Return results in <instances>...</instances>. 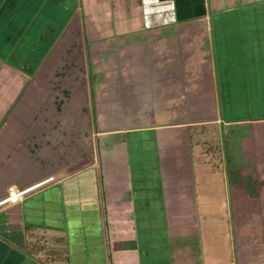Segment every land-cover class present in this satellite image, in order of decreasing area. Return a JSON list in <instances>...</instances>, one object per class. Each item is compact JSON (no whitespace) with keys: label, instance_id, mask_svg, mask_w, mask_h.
Listing matches in <instances>:
<instances>
[{"label":"crops","instance_id":"obj_1","mask_svg":"<svg viewBox=\"0 0 264 264\" xmlns=\"http://www.w3.org/2000/svg\"><path fill=\"white\" fill-rule=\"evenodd\" d=\"M21 33L0 204L46 183L0 205V264H264V0H0Z\"/></svg>","mask_w":264,"mask_h":264},{"label":"rangeland","instance_id":"obj_2","mask_svg":"<svg viewBox=\"0 0 264 264\" xmlns=\"http://www.w3.org/2000/svg\"><path fill=\"white\" fill-rule=\"evenodd\" d=\"M16 1V0H15ZM67 1V0H66ZM66 7V6H65ZM20 14V12L19 11H17L16 13H14L13 12V17H15V15H19ZM25 16V15H24ZM27 17H29L28 15H27ZM14 19H16V18H14ZM19 21H21L20 19H19ZM20 24H22V22H19ZM22 28H20V30H21ZM24 29V28H23ZM25 30H22V32L25 34V32H24ZM28 33V32H27ZM40 34V33H39ZM30 37V38H29ZM33 39H36V38H34V37H31V36H25V35H22V33L21 34H19V35H17L16 36V44H15V47L12 49V51H7V53H5V54H3V53H0V55H2V58H0V66H2V64L3 63H5V64H7V65H12V67H14V68H16V69H18L19 71H21L22 70V63H23V61H22V59H21V57L19 58V56H22L23 54H25L26 53V51H24V53L22 52V50H23V47H24V49H26V47H28L26 50L27 51H30L29 49H32V47H31V43H33L32 42V40ZM28 41H30V44H28ZM29 45V46H28ZM2 47H4L6 50H7V42H2L1 44H0V48H2ZM31 47V48H30ZM13 53H15L13 56L14 57H16V58H13L12 57V54ZM23 53V54H22ZM23 57H24V55H23ZM26 58H30V60H31V58H32V55H31V53H30V55H28V56H26ZM21 59V60H20ZM1 69V68H0ZM22 108H20L19 109V112H20V110H21ZM222 114V113H221ZM12 117V119H10L9 118V116H8V118L7 117H5L4 118V121L6 120V122H3V125H2V129L3 130H1V131H4V132H10L11 131V128H12V125H13V127H15L17 124H14V120H16V116L15 115H13V116H11ZM7 121H11L10 123H7ZM6 127V128H5ZM243 136V135H242ZM244 138V137H243ZM225 142V141H224ZM3 139H0V146H3ZM2 221V220H1ZM192 233H193V231H192ZM192 233H191V237H192ZM0 237H2V236H0ZM193 240H195V237L193 236V238H192V241ZM19 241H16V243H18ZM193 243H191V245H192ZM194 245V244H193ZM198 245V244H197ZM196 244H195V247L197 246ZM19 246H22L21 244L19 245ZM194 247V246H193Z\"/></svg>","mask_w":264,"mask_h":264},{"label":"bare ground","instance_id":"obj_3","mask_svg":"<svg viewBox=\"0 0 264 264\" xmlns=\"http://www.w3.org/2000/svg\"><path fill=\"white\" fill-rule=\"evenodd\" d=\"M47 182H48V181H47ZM45 183H46V182L41 183V184H38V185H36V186H33V187L29 188V189H26L27 191L24 192L23 195H25V194H27V193H30V192H32V191H34V190H36V189L39 188L42 184H45ZM19 200H20V199L18 198V196L16 195L15 190L13 189V190L11 191V198H10L8 201H6L5 203H15V202H17V201H19ZM2 204H4V202L1 203L0 205H2Z\"/></svg>","mask_w":264,"mask_h":264},{"label":"built area","instance_id":"obj_4","mask_svg":"<svg viewBox=\"0 0 264 264\" xmlns=\"http://www.w3.org/2000/svg\"><path fill=\"white\" fill-rule=\"evenodd\" d=\"M11 189L8 192V196L6 199H4L1 203H5L6 201H8L11 198ZM27 190H23V191H15L16 195L18 196L19 199H21L23 197V193L26 192Z\"/></svg>","mask_w":264,"mask_h":264}]
</instances>
